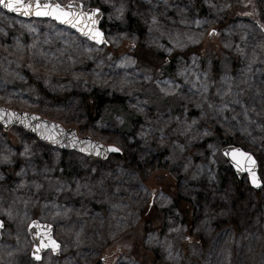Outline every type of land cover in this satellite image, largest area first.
Returning a JSON list of instances; mask_svg holds the SVG:
<instances>
[{
	"label": "rangeland",
	"instance_id": "obj_1",
	"mask_svg": "<svg viewBox=\"0 0 264 264\" xmlns=\"http://www.w3.org/2000/svg\"><path fill=\"white\" fill-rule=\"evenodd\" d=\"M200 1L201 15L196 0H98L102 47L0 8V105L121 150L101 161L0 126V264H264V0ZM158 51L167 76H154ZM34 81L45 99L20 92ZM93 93L125 98L131 123L91 120ZM226 139L256 158L261 190L247 177L236 188ZM65 157L69 181L57 176ZM33 219L53 225L59 256L31 260Z\"/></svg>",
	"mask_w": 264,
	"mask_h": 264
},
{
	"label": "water",
	"instance_id": "obj_2",
	"mask_svg": "<svg viewBox=\"0 0 264 264\" xmlns=\"http://www.w3.org/2000/svg\"><path fill=\"white\" fill-rule=\"evenodd\" d=\"M27 2V0H26ZM41 3H58L57 0H40ZM82 5V9H77L75 7L68 9L67 5ZM65 11H71L72 13H78L82 11L85 14H89L88 19H85L84 16H78L76 20L77 27H73L70 24L64 23L60 19H56L55 16H38L35 13L30 15H23L18 12H13L8 9H5L2 5L0 8L14 16L23 19H49L54 21L57 25L73 30L80 38H84L98 47L107 45V42H96L92 40L89 36L83 34L81 29L85 32L89 28L98 29L103 34V40L106 41V36L104 31L101 29L100 25L103 20V11L99 8H85L83 3L77 0H71L65 4H60ZM95 9H99V12H94ZM95 18L96 24L92 25L91 20ZM0 126L8 132L11 128L17 127L21 128L27 133L33 135L40 142H44L54 148H59L65 152H76L78 154L84 155L86 157H92L102 161L108 160L111 156L121 154L119 152L113 151L112 148H118L114 145H105L100 141L90 137V136H79L76 129L64 128L61 124L48 120L38 114L29 113L24 111H16L9 109L0 105ZM239 150V151H236ZM223 157L229 162L235 176L238 179H243L244 177L248 178L249 184L252 189L258 191L263 187L259 175V164L256 158L249 152L245 151L241 147L235 145H226L221 149ZM247 153V155H243ZM255 173L256 177L260 181L259 186L252 183L251 173ZM2 222V227H0V241L2 239V232L5 229V222L0 219ZM50 226V227H49ZM27 232L30 236L32 242V249L30 252V258L35 263H40L43 259V255L47 251H51L53 255L59 256L61 250V243H59L54 237V227L49 223L40 221L39 219H33L28 228ZM55 241L58 247H55L51 241ZM45 245H47L45 247ZM39 255L40 259H36L35 255Z\"/></svg>",
	"mask_w": 264,
	"mask_h": 264
},
{
	"label": "trees",
	"instance_id": "obj_3",
	"mask_svg": "<svg viewBox=\"0 0 264 264\" xmlns=\"http://www.w3.org/2000/svg\"><path fill=\"white\" fill-rule=\"evenodd\" d=\"M89 6L100 8L104 12V19H106L107 9L105 8V6H102V4L100 5L98 0H90ZM202 6L203 5H202L201 1L196 0V5L194 8L196 10H198L199 15H201V13L203 11ZM104 24H105V22L103 20L101 23V28L104 27ZM125 26L132 33L139 35V33L142 32L141 27L139 26V22L136 19H134L133 17H131L128 13L125 15ZM138 51H139V47L136 46L134 54H138L137 53ZM149 53H150L151 58L154 60V63H155V65H154L155 70L154 71H156V72H155L154 76L155 75L158 76L160 74L159 72L161 70H162V73L160 76L169 75L170 67L166 64L165 61H163L162 52L158 51V52H149ZM160 61H162V64L160 63ZM159 66H160V68L157 69ZM145 70H146V68H145ZM30 80H32V79H30ZM42 84L43 83L41 81H34L29 86H27V85L23 86V88L21 89L20 92H23V94H27V95H29L31 93H37L38 95H40L41 97H43L45 99L47 96V93L45 91H43ZM150 91L147 94V96H148V98L150 97V101H153V104H155L157 101L155 99H153L152 96L156 95L158 97V99H159V96H158V94H156L157 93L156 90L151 89ZM63 98L71 100L72 96L71 95H65L64 97L59 98L60 100L55 99V98H54V100L62 101ZM83 102H84L85 110H86L87 114L89 115V117L91 118V120L99 119L100 115L104 112V115L108 119H112V120L117 121L118 118L122 117V120L124 123H127V124L131 123L132 117L127 113V108L125 107V98L110 99L108 97V95H106L105 93H93L91 95L84 96ZM173 104L174 103L172 102V100H163V102H161L159 105L163 106V107H165L167 105L172 107ZM153 108L156 109L157 106H153ZM221 138H223V137H221ZM228 141H229V139L228 140L226 139V141L223 142V146L227 145ZM70 153H72V152H70ZM117 157H121V156L117 155ZM72 163H73V158L71 160H69L66 157L63 159V162L61 163L60 167H58V169H57V176L59 177L60 180L69 181V180H72L74 178L75 173L70 168ZM232 179L236 185V188L239 189V191H240L241 182L239 180H236L234 177ZM178 203L179 202L175 200V205H176L175 207H177Z\"/></svg>",
	"mask_w": 264,
	"mask_h": 264
},
{
	"label": "snow or ice",
	"instance_id": "obj_4",
	"mask_svg": "<svg viewBox=\"0 0 264 264\" xmlns=\"http://www.w3.org/2000/svg\"><path fill=\"white\" fill-rule=\"evenodd\" d=\"M0 5H2L5 9H8L13 12H18L23 15H30L32 13H35L38 16H55L56 19L62 20L64 23L70 24L73 27H77L76 20L78 16H84L85 19H88L89 14H85L82 11L78 13H72L71 11H65L64 8L61 7L58 3H41L40 0H0ZM68 9H71L73 7L77 9H82V5L77 4L75 6L69 4L66 6ZM94 12H99V9H95ZM92 25L96 24V19L93 18L91 20ZM84 35L89 36L92 40H95L96 42H107L103 40V34L95 28H89L88 31H84L81 29ZM113 151L119 152V148H112ZM27 151V149H26ZM239 151V150H236ZM243 155H247V153H244ZM252 183L259 186L260 181L256 177L255 173H251ZM2 222H0V227H2ZM50 227V226H49ZM51 243L55 246L56 242L53 240ZM47 245H45L46 247ZM35 255L36 259H40L39 255Z\"/></svg>",
	"mask_w": 264,
	"mask_h": 264
}]
</instances>
